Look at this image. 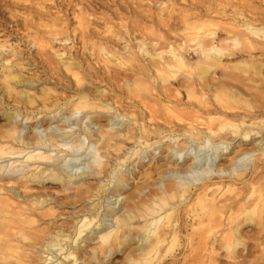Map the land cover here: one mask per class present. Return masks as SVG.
<instances>
[{"label": "bare ground", "instance_id": "1", "mask_svg": "<svg viewBox=\"0 0 264 264\" xmlns=\"http://www.w3.org/2000/svg\"><path fill=\"white\" fill-rule=\"evenodd\" d=\"M72 3L76 27L68 25L67 8H59L55 12L61 13L59 17L29 14L23 31L59 84L61 75L73 79L78 88L73 94L58 95L46 86L30 93L41 78L21 74L23 63L11 59L17 50L0 53V90L5 93L0 104L6 120L0 126V182L5 181L0 183V264H98L100 255L124 252L132 242L136 247L127 251L128 263L178 264L176 254L166 261L164 255L191 252L193 264H213L211 254L239 252L246 237L264 236L261 19L235 13L225 28L229 36L215 44L209 27L217 23L186 16L185 21L192 20L187 27L195 30L194 47L169 43L154 54L139 41L141 63L135 50L118 51L98 37L99 32L89 30L83 6ZM52 43L72 45L52 51ZM101 56L102 62L128 65L129 75L139 70L160 89L135 93L132 88L142 78L123 74L127 93L117 89L93 93L85 86L100 74L96 65ZM218 66L224 70L220 76L229 81L215 76ZM228 73L245 76L254 89L237 88ZM123 103L131 109L121 110ZM83 113L88 122L82 120ZM59 115L62 122L74 117L76 125L83 123L76 128L56 126L52 135L40 131L21 135L16 124L20 117V122L38 118L37 123L50 125ZM115 118H120L121 129L112 127ZM82 156L91 164L96 183L81 178ZM146 158L155 164L142 171L138 166H144ZM137 175L140 185L134 182ZM45 181L65 192L74 185L70 203L84 201L87 206L58 224L56 209L49 206L52 195L32 192V184L43 187ZM132 183L134 190L121 196ZM248 224L255 227L245 231ZM93 240L95 245L86 251V243Z\"/></svg>", "mask_w": 264, "mask_h": 264}, {"label": "rangeland", "instance_id": "2", "mask_svg": "<svg viewBox=\"0 0 264 264\" xmlns=\"http://www.w3.org/2000/svg\"><path fill=\"white\" fill-rule=\"evenodd\" d=\"M11 1H13V3H10V0H0V45H4V48L2 47V51H0V53L7 55V52L9 53L12 49L17 50L18 54L16 56H13L11 59L12 61L19 60L21 63H23L24 68L21 67V74L25 77L34 75V77L41 78V81L35 84L37 87L32 89L30 93H32V91H38L41 87L46 86L50 89H53L55 91L54 93L58 95H68L73 94L71 91H74L77 86L76 88L74 87L75 85L72 83L73 79H71L68 75L64 76L61 74L60 75L63 76V78L61 76L59 77H61L60 82L62 84H59V81H57L56 79L57 76L52 74L49 68H47L46 62H42L41 58L37 54L38 48L31 46V44H28L27 39H25L26 36L24 37L25 32L23 31V22L25 23V19L27 18L29 20V14L30 16L32 15L34 17L39 16L40 14L41 17H52V15H56V17H59L61 13L57 15L55 12L62 8H67V14H69L68 25H70V27H76L77 20L75 18H72L73 10H71L72 8H70V5L72 7L74 6V3L72 2L75 1V3H77L78 1V4H81L84 11H86L85 15L89 18L90 23L87 25L89 30L99 32L98 37L104 38L106 41H109L110 45L108 44V46L115 47L114 49H117L118 51H122L124 50V48L135 50L136 60L141 61V63L143 61V58L141 52L139 50L137 51V45L139 44V41H143L145 43L144 46H146L147 50L153 52L154 54H157L162 50H166L169 43L177 45L180 42H184L189 47H194V42L196 41H193L191 39L195 36V30H190L189 26L187 27V23H191L192 20L185 21L186 16L188 18L192 17L194 19V17L197 15L199 16L198 18L201 17L200 20L211 19L214 23H217L218 25H216L215 27H209L210 31L214 33L211 41H214L215 44L219 43V40L221 38L229 36L225 28L227 27V24L231 22L230 20L234 18V14L237 12L244 13L245 15H247V17H259L261 19L260 22L264 23V0H63V2H66V5L68 3L69 7H65V5H63L65 3L61 2V0ZM69 1L71 4L69 3ZM77 8L79 9L80 7L75 6V11H78ZM90 18H93L94 20H90ZM71 45L72 44H66L62 48L63 45L60 46L59 44L52 43L50 49H52V51H54L55 49H58L57 51H61V49L64 48L68 50ZM72 50L73 49H71V51ZM190 54H192L190 58L193 59L195 56L192 52ZM36 56H38L39 58ZM35 57L37 59H35ZM38 59L42 63L39 62ZM102 59L104 58L101 56L99 65H96L100 74L96 77H92L89 80L87 79L88 84H86V86L84 85L93 93L99 90L115 92V89L122 90L125 93L128 89L122 83V80L124 78L123 74H125V77L129 76L130 78H142L139 83L140 85L134 86L132 88L135 93L144 95L146 93L145 91H154L153 88L160 89V86H156L155 82L153 83L152 81L151 83V79L149 78V76L147 78L139 74V70L136 74L133 72L134 74H130V76L129 73L132 72H130L128 65H122L123 62L122 64H114L110 62V60H105L104 62H102ZM112 59L114 62L116 61L115 57H112ZM223 71L224 70L221 66L216 67L214 70V73H216L215 76L217 75L216 77H218V79L221 81H229V79H226V77L224 78L220 76ZM228 74L230 75L229 77H231L232 80H236L235 86L237 88L246 90L247 88L251 87V89H254L252 88L254 83L247 80L245 76H236V74L230 73ZM262 75H264V70H262ZM64 84L68 88H66ZM249 84L250 86L248 87ZM84 86H82L81 89ZM18 89L22 88L19 87ZM3 94L5 95V93H3V90H0V96H2ZM8 99L10 100V98ZM251 101L255 100L252 99ZM123 104L124 105L121 104V110H126L125 112H127L129 111V109H131L130 105L126 103ZM2 111L3 110L0 104V126L6 123V120L1 115ZM63 113L64 115H67V113ZM61 116L62 115H59L56 118L51 119L50 125L46 122L37 123L36 121L38 118H34V122H25L24 120H22L23 122H20V117L17 119L16 124L20 125L19 129L21 130V135H32L38 131L44 134L47 133L52 135V133H54L55 131L56 126L68 127L73 125V127L76 128V126H81V124L83 123L79 122L76 125L74 117L73 119L71 117L69 119H66L65 122H62ZM78 116L80 117L81 114H79ZM84 117H86L85 113L82 114L81 118L84 122H88L89 119L86 120L84 119ZM112 122V127L121 129V126L118 125L119 123L121 124L120 118H115L112 120ZM99 123L105 124L106 122L104 120H100ZM89 126L92 127L96 131V133L98 132V130H96L97 126H93L92 124H90V121ZM249 147H251V145ZM147 160L148 158L144 159V166H138V168H141V170H145L147 169V167L149 168V166L151 167L152 164H155V160L150 159L149 162ZM89 164L90 163L84 156H82L78 161L79 169L84 172V175L81 176V178L86 179L85 181H88L90 183H96L97 180H95L93 176L90 175L91 164ZM133 166L137 171V161L133 164ZM131 167L132 165L130 164V170ZM137 178H141V175H137L136 177H134V182L140 185ZM0 183L5 185V181ZM135 183H132L133 185L127 186L125 192L121 193V196H127L130 192H132L134 190ZM32 188V192H47L48 195H52L53 199L51 200L49 206L55 207L57 217L54 220H56L58 224L72 220L73 217L77 216L75 213L77 210H79L84 205L87 206L86 202L84 201H80L75 204L70 203L72 202V200L69 201V196H72L74 194V191L72 190L74 188V185L68 192L63 191L61 187L57 186V184H52L51 182L47 181L44 182L43 187H37L36 184H32ZM21 192L22 190L18 191V193ZM143 192L146 193V190H144ZM55 199L57 200V202L55 201ZM112 199L111 202L113 203L114 201ZM123 203L125 205L124 198L121 202L122 206ZM110 222L111 221H109V223ZM254 227L255 226H252V224H248L244 227V230L249 231ZM95 242L96 240L88 241L86 243L88 245L86 251L90 250L95 245ZM245 244L246 245L244 249L243 247L240 248L239 252H216L215 254H211L210 256L214 259L213 264H264V251H262L264 250V236L260 238L246 237ZM134 247H136V243L132 242L124 252H108V256L100 255L98 264H132L131 262H127L126 256L128 254L127 251ZM85 253L87 254L88 252ZM173 253L180 258L178 264H193L191 252H167L163 257L164 260H169L170 255ZM201 254L202 252H200V255ZM133 256H136L135 252L131 257ZM195 264H201V262H196Z\"/></svg>", "mask_w": 264, "mask_h": 264}]
</instances>
